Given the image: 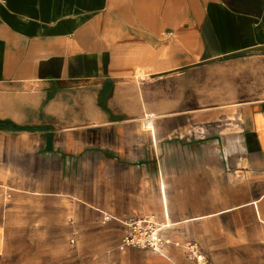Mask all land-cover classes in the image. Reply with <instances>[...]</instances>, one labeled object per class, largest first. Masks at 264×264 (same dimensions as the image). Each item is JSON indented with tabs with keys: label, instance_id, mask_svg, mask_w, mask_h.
I'll return each instance as SVG.
<instances>
[{
	"label": "crops",
	"instance_id": "1",
	"mask_svg": "<svg viewBox=\"0 0 264 264\" xmlns=\"http://www.w3.org/2000/svg\"><path fill=\"white\" fill-rule=\"evenodd\" d=\"M0 264H264V0H0Z\"/></svg>",
	"mask_w": 264,
	"mask_h": 264
},
{
	"label": "built area",
	"instance_id": "2",
	"mask_svg": "<svg viewBox=\"0 0 264 264\" xmlns=\"http://www.w3.org/2000/svg\"><path fill=\"white\" fill-rule=\"evenodd\" d=\"M143 221L133 222L130 224V233H128L125 238L123 239V246L129 245V244H137V245H145V246H153L154 248L158 245V238L155 237V233H150V228L148 226L143 227L142 224ZM148 225V224H147ZM142 233L145 237V239L141 238H134V233Z\"/></svg>",
	"mask_w": 264,
	"mask_h": 264
}]
</instances>
